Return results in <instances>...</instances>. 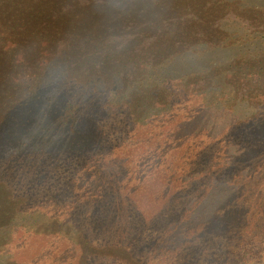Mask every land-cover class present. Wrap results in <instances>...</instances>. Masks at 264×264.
<instances>
[{
    "label": "trees",
    "instance_id": "obj_1",
    "mask_svg": "<svg viewBox=\"0 0 264 264\" xmlns=\"http://www.w3.org/2000/svg\"><path fill=\"white\" fill-rule=\"evenodd\" d=\"M0 264H264V0H0Z\"/></svg>",
    "mask_w": 264,
    "mask_h": 264
},
{
    "label": "rangeland",
    "instance_id": "obj_2",
    "mask_svg": "<svg viewBox=\"0 0 264 264\" xmlns=\"http://www.w3.org/2000/svg\"><path fill=\"white\" fill-rule=\"evenodd\" d=\"M73 168H75L73 166ZM7 174V172H5ZM67 194H64L63 195V201L62 202H58L57 203V207H62L64 206L65 208V197H66ZM80 198L75 200V201H78L79 202H82V207L83 209L81 211H75L72 215H69L68 212L66 211V214L63 216V218L68 222V220H73L74 221V224L77 222L79 223L78 225H83L85 227H87L89 230L92 228V221H85L86 218H83V214L84 212L88 211L87 208L84 207L85 204H88L89 205V201H88V198L83 196L82 193L79 194ZM106 202H104L102 200L101 204L100 205H105ZM91 207L94 209V211H92V213H95V215L99 212L100 210V206L97 207L95 209V204L94 202L91 204ZM118 221L120 222L121 221V218H120V215L117 214L116 212H114ZM99 219V218H97ZM121 224V223H120ZM141 225H142V222L139 220V215L138 216H135L134 217V222L133 223H130L129 222V225L127 227V229H130V232L131 235L124 240V238H121V239H117L116 241H123L125 243H134L135 246H138L139 244V239H140V235H136L134 230L136 231H139L141 230ZM94 226V225H93ZM122 228H125L122 224H121ZM108 227L106 225H104L103 229H107ZM126 230V228H125ZM95 236V239L92 238V245H89L88 247L89 248H93V250H90L88 251L89 253L91 254H96V257L100 258V259H103V260H108V262L110 261L109 259V256H110V252H112L110 246L108 247V249H105V248H102V247H97L99 243H102L103 245H106V244H109V243H112V242H108V241H104V237H102V234L100 233H95L94 234ZM118 242H114V245H117ZM126 244L122 245V246H115V249L113 252H115V254H117V256H119V258H125L127 260H132L134 261V256L132 255V253H135V251L138 253V250H141V247H135V250L134 249H128L127 247L128 246H125ZM86 249V248H85ZM77 250V248H74L69 252L70 254H72L73 252H75ZM122 260V259H121Z\"/></svg>",
    "mask_w": 264,
    "mask_h": 264
}]
</instances>
